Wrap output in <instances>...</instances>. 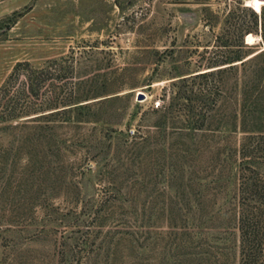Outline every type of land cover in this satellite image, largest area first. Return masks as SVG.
Segmentation results:
<instances>
[{"label": "rangeland", "instance_id": "374dc122", "mask_svg": "<svg viewBox=\"0 0 264 264\" xmlns=\"http://www.w3.org/2000/svg\"><path fill=\"white\" fill-rule=\"evenodd\" d=\"M253 14L264 21V0H0V89L13 76L11 91L36 94L37 105L72 99L0 119V264H57L59 249L71 261L88 227L101 225L103 236L114 223L147 240L114 241L112 258L101 250L92 264H169L157 238L167 219L160 148L194 146L171 130L183 127L184 106L199 112L185 100L206 89L193 75L264 49L259 34H247L239 50L238 25L249 27ZM42 70L48 79L31 94ZM198 139L196 162L206 144L218 146ZM215 209L217 224L232 227V205L218 200ZM219 236L226 263L237 264L236 237Z\"/></svg>", "mask_w": 264, "mask_h": 264}, {"label": "trees", "instance_id": "16d2710c", "mask_svg": "<svg viewBox=\"0 0 264 264\" xmlns=\"http://www.w3.org/2000/svg\"><path fill=\"white\" fill-rule=\"evenodd\" d=\"M263 24L262 17L253 14L249 27L244 21L238 25L239 50L248 48L244 42L247 34H259L264 42ZM244 59L235 54L226 58L223 64L239 61L238 65L209 70L191 77L206 82L204 92L194 95V100L185 99L188 103L194 101L198 104L199 112L196 113L190 105L184 106L183 109L187 111L184 124H181L183 127H171V130L179 134L186 132L191 140L196 139L191 142L194 146L175 148V152L171 147V150L160 148L163 158L157 162V166L160 172L168 175L165 192L162 193L166 201H161L167 219L164 226L157 227L161 231L157 238L163 241L161 262L169 259V264H227V248L219 246L217 241L220 240V234H231L237 240V264H264V49ZM20 67L18 65L15 72ZM40 75L30 82L31 94L49 76L43 70ZM12 78L0 89L2 120L12 121L36 111L71 105L72 99L64 97H51L37 105L32 101L37 100L36 94L29 101L24 93L16 95L11 91ZM175 100H179V97L176 96L173 103ZM197 137H206L208 143L215 142L218 145L215 149L206 144L205 161L190 159L192 156L199 157L204 151L198 149L201 146ZM139 139L143 141L141 137ZM231 179L232 190L228 195L227 191L224 192ZM218 200L233 207L234 222L228 229L217 224L220 222L216 219L219 211L215 209ZM222 213L226 215L227 210L224 209ZM9 225L12 226L11 223ZM94 227L96 231L88 227L82 235L81 249L75 245L74 249L78 250L72 255L71 261L64 258L61 249L54 252L57 264H88L91 256L92 264L101 250L106 252L105 259L112 258L109 247L115 244L114 241H127L134 245L133 242L137 243L140 239L147 240L142 234L135 237L137 232L134 229L119 227L118 223L110 225L103 236L99 231L101 225ZM145 233L149 235V232ZM99 236L101 238L98 240Z\"/></svg>", "mask_w": 264, "mask_h": 264}]
</instances>
